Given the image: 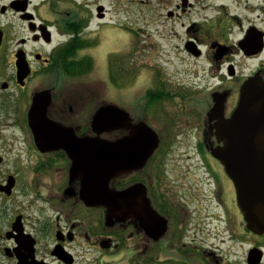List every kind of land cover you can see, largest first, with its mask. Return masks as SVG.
Here are the masks:
<instances>
[{"label": "flooded vegetation", "instance_id": "1", "mask_svg": "<svg viewBox=\"0 0 264 264\" xmlns=\"http://www.w3.org/2000/svg\"><path fill=\"white\" fill-rule=\"evenodd\" d=\"M254 76L264 0H0V264H264L207 115Z\"/></svg>", "mask_w": 264, "mask_h": 264}, {"label": "water", "instance_id": "2", "mask_svg": "<svg viewBox=\"0 0 264 264\" xmlns=\"http://www.w3.org/2000/svg\"><path fill=\"white\" fill-rule=\"evenodd\" d=\"M120 110L114 105H104L95 114L93 125L106 129L114 127L113 112ZM217 118L215 135L218 145L211 154L224 166L231 177L237 200L248 221L256 231H264V79L254 76L240 88L239 100L228 117L207 114ZM158 137L153 131V148ZM113 143L106 142L104 169H114Z\"/></svg>", "mask_w": 264, "mask_h": 264}, {"label": "rangeland", "instance_id": "3", "mask_svg": "<svg viewBox=\"0 0 264 264\" xmlns=\"http://www.w3.org/2000/svg\"><path fill=\"white\" fill-rule=\"evenodd\" d=\"M123 102L126 101L123 100ZM180 141H181V137L175 138V142L173 146L174 150L172 147V149L169 152V158L178 159L180 164H184V165H186L185 161L188 162L195 161L196 160L195 150L192 147L188 148L186 146H181ZM186 151H188V153L185 154ZM181 153L184 155H182ZM188 154L191 156L190 158L187 157Z\"/></svg>", "mask_w": 264, "mask_h": 264}]
</instances>
